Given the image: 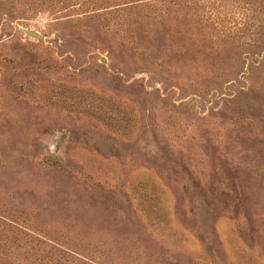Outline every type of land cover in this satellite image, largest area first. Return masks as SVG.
I'll return each instance as SVG.
<instances>
[{"label": "rangeland", "instance_id": "374dc122", "mask_svg": "<svg viewBox=\"0 0 264 264\" xmlns=\"http://www.w3.org/2000/svg\"><path fill=\"white\" fill-rule=\"evenodd\" d=\"M0 264H264V0H0Z\"/></svg>", "mask_w": 264, "mask_h": 264}, {"label": "water", "instance_id": "95a60500", "mask_svg": "<svg viewBox=\"0 0 264 264\" xmlns=\"http://www.w3.org/2000/svg\"><path fill=\"white\" fill-rule=\"evenodd\" d=\"M30 35L34 36V37H39L40 35L37 34L36 32H33V31H29L28 32Z\"/></svg>", "mask_w": 264, "mask_h": 264}]
</instances>
